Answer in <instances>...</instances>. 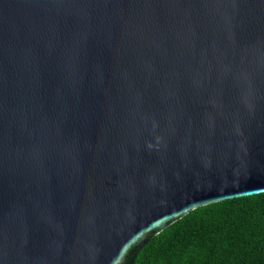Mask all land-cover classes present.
I'll use <instances>...</instances> for the list:
<instances>
[{"label":"water","instance_id":"1","mask_svg":"<svg viewBox=\"0 0 264 264\" xmlns=\"http://www.w3.org/2000/svg\"><path fill=\"white\" fill-rule=\"evenodd\" d=\"M264 192V0H0V264H125Z\"/></svg>","mask_w":264,"mask_h":264},{"label":"trees","instance_id":"2","mask_svg":"<svg viewBox=\"0 0 264 264\" xmlns=\"http://www.w3.org/2000/svg\"><path fill=\"white\" fill-rule=\"evenodd\" d=\"M125 264H264V192L191 210Z\"/></svg>","mask_w":264,"mask_h":264}]
</instances>
